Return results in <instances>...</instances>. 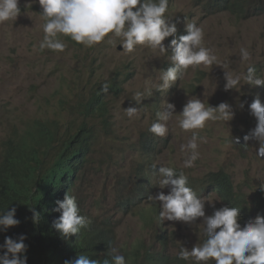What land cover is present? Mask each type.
I'll return each instance as SVG.
<instances>
[{
  "label": "rangeland",
  "instance_id": "obj_1",
  "mask_svg": "<svg viewBox=\"0 0 264 264\" xmlns=\"http://www.w3.org/2000/svg\"><path fill=\"white\" fill-rule=\"evenodd\" d=\"M194 3L170 1L168 17L178 31L163 43L168 46L171 39L187 35V19H193L204 32L203 46L211 49L226 69L215 65L189 67L183 79L163 93L154 85L159 83L160 71L173 66L170 47L167 54H162L158 49L138 45L129 53L122 51L120 38L112 34L92 47L61 34L58 38L66 44L64 51H41L45 21L39 0H19L21 13L17 19L0 23V161L11 140L29 137L38 131L39 124L59 139L83 126L90 129L95 138L90 161L75 179L72 194L90 219L110 224L115 247L124 257L134 246H141L143 253L165 248L168 255L178 257L181 247L191 250L204 234L203 218L192 224L159 220L161 202L149 200V196L160 191L167 194L170 188L159 187L154 163L157 167H172L177 173L183 171L197 195L213 201L205 203L207 216L221 204L218 194L209 188L200 189L208 173L225 170L236 190L245 192L250 203L264 183V160L257 155L259 142L253 139L247 142V148L243 146V137L257 127L250 105L257 98L264 103V86L243 85L242 81L239 90L226 91L224 87L225 70L235 75L246 72L251 65L257 77L264 79V14L243 19L225 9L198 11ZM241 48L249 51V60H241ZM113 82L119 90L108 96L109 113L92 115L87 110L91 93ZM137 91L144 93L141 105L133 100ZM191 98L212 107L228 103L234 118L228 122L208 121L203 129L189 131L182 130L178 119L173 118L168 122V134L160 137L155 149H143V136L158 120L157 112L163 110V104H175L178 117ZM129 107L141 109L138 118L127 116L125 109ZM194 133L200 155L193 167L184 168L186 156L181 146ZM236 137L240 138L239 144L232 141ZM138 173L148 184L145 195L137 191ZM126 202L135 205L127 210L123 208ZM2 233L5 231L0 230ZM186 264L196 262L190 259Z\"/></svg>",
  "mask_w": 264,
  "mask_h": 264
},
{
  "label": "clouds",
  "instance_id": "obj_2",
  "mask_svg": "<svg viewBox=\"0 0 264 264\" xmlns=\"http://www.w3.org/2000/svg\"><path fill=\"white\" fill-rule=\"evenodd\" d=\"M170 1L39 0L43 9L40 15L45 21L43 24L44 37L39 43V49L41 51L45 49L64 51L66 44L58 38L61 34L70 36L75 42L87 47L101 43L109 34H112L120 38L119 45H122V51L129 53L138 45L158 49L162 54H167L170 47L172 49L170 59L173 66L161 70L158 76L159 83L154 85L155 90L162 93L166 92L178 79L182 80L184 71L189 67L215 65L226 69V65L218 59L217 55L203 46L204 32L192 21L193 19H187V35L171 39L168 46L163 43L166 38L175 37L178 31L176 24L172 23L168 17L170 16ZM219 3L222 1L195 0L194 6L198 11L206 9L209 12H216ZM18 5L19 0H0V23L16 20L21 13ZM247 16L239 17L244 19ZM240 58L242 61L249 60V51L241 48ZM225 80L226 91L239 90L242 81L243 85L264 86V79L257 77L256 69L251 65L247 67L246 72L235 75L225 70ZM108 90L109 86L105 84L103 91L108 92ZM148 95L151 96L152 92L149 91ZM133 100L141 105L144 93L135 92ZM250 109L257 118L258 124L253 131L243 137L245 141L243 146L247 148L248 141L257 140L260 145L257 155L262 159L264 157V103L257 98L251 103ZM140 111L141 109L137 107L125 109L129 118H138ZM234 115L233 108L228 103L222 102L217 107H212L206 106L199 98H191L177 117L175 104L165 102L163 110L157 112L158 120L151 125L149 131L156 142H160V137L168 134V122L173 118L178 119L182 130L189 131L203 129L208 121H231ZM232 141L239 144L240 138H232ZM198 147L195 133L186 145L181 146V151L186 156L183 162L184 168L194 166V162L200 155ZM152 167L158 171L159 187L161 189L170 188L167 194L160 191L155 196H149V200L161 202L162 210L159 213V220L192 224L198 218H203L202 225H204L203 231L206 239L204 240L203 234L200 243L191 250L181 247L178 253L179 259H191L196 264H208L210 260H214L215 264H264V204L257 206L260 201H264V183L260 185L252 203L247 200L245 192L238 191L246 198L249 207L247 219L250 222L242 228L238 222L240 208L227 206L218 210L216 208L211 216H207L205 203L213 201L200 198L188 186V177L183 171L177 173L172 167H157L155 163ZM143 177L142 173L141 177L138 173L137 191L139 183H146ZM218 205H222V202ZM30 211L33 212L34 222H38L39 219L43 220L34 208H30ZM49 211L44 224L55 237L57 257H63L60 262L62 264H100L98 260L90 259L89 256L82 254L83 251L73 253L67 251V245L76 242L81 237L78 233L88 223L81 215L75 196L73 194L70 196L67 191L64 192L53 199ZM15 216V207L6 213H0V230L6 231L12 226L19 225L20 221ZM94 220L99 224L98 218ZM25 239L24 235L18 239L5 237L4 244L0 245V249L4 250L3 254H0V264H27V257L24 255L27 247L24 243ZM109 252L112 255L113 264H126V258L119 254L116 248H109ZM74 259L76 260L70 262Z\"/></svg>",
  "mask_w": 264,
  "mask_h": 264
},
{
  "label": "trees",
  "instance_id": "obj_3",
  "mask_svg": "<svg viewBox=\"0 0 264 264\" xmlns=\"http://www.w3.org/2000/svg\"><path fill=\"white\" fill-rule=\"evenodd\" d=\"M217 9H225L237 16L264 14V0H221ZM108 92L103 91V86L96 89L89 97L87 110L92 114L107 116L109 113L108 96L119 90L116 83L107 84ZM37 132H32L29 137L16 142L11 140L3 153L0 161V213H6L11 208H16L15 218L19 225L8 228L0 234V245L5 242V237L18 239L24 235L26 239L27 264H62L63 257H57V245L51 230H47L46 216L54 198L68 192L72 196V187L78 174L90 161L92 147L95 141L94 134L85 126L66 138L59 139L39 124ZM153 134L148 131L143 136L142 148L152 152L156 144ZM141 177V173H139ZM188 186L191 187L189 181ZM210 189L220 196L222 207L240 208L238 222L243 228L248 222L249 209L246 198L238 193L232 179L225 170L219 169L205 175L200 189ZM148 184H138V194L148 193ZM81 210V215L87 220V226L81 228L78 235L81 237L67 245L68 252L83 251L90 259L98 260L100 264H113L109 248H116V240L107 221L90 219L81 207V201L76 199ZM264 204L260 201L257 206ZM135 203H124L123 208L129 210ZM34 208L43 220L33 221ZM39 210L41 212H39ZM206 236L204 234V240ZM203 240V241H204ZM165 250V251H164ZM0 249V254H3ZM141 254H144L141 257ZM126 264H186V260L172 257L163 248L158 252H145L141 246H134L133 251H126ZM77 259V258H76ZM76 259L70 261L73 262Z\"/></svg>",
  "mask_w": 264,
  "mask_h": 264
},
{
  "label": "water",
  "instance_id": "obj_4",
  "mask_svg": "<svg viewBox=\"0 0 264 264\" xmlns=\"http://www.w3.org/2000/svg\"><path fill=\"white\" fill-rule=\"evenodd\" d=\"M261 158V157H260ZM262 159H264V157H262Z\"/></svg>",
  "mask_w": 264,
  "mask_h": 264
}]
</instances>
